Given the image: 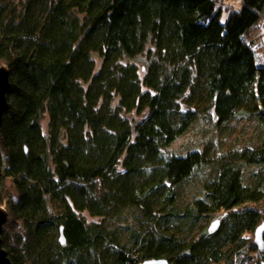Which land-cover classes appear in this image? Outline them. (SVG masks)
I'll return each mask as SVG.
<instances>
[{
	"label": "trees",
	"instance_id": "1",
	"mask_svg": "<svg viewBox=\"0 0 264 264\" xmlns=\"http://www.w3.org/2000/svg\"><path fill=\"white\" fill-rule=\"evenodd\" d=\"M223 12L219 0H0V205L13 264H239L257 251L264 0ZM212 118L230 133L246 118L260 133L241 147L174 148ZM196 174L185 201L179 189ZM211 216L222 220L212 234ZM122 218L123 232L109 226Z\"/></svg>",
	"mask_w": 264,
	"mask_h": 264
},
{
	"label": "rangeland",
	"instance_id": "2",
	"mask_svg": "<svg viewBox=\"0 0 264 264\" xmlns=\"http://www.w3.org/2000/svg\"><path fill=\"white\" fill-rule=\"evenodd\" d=\"M241 1L242 0H219V5L224 10L223 17H222L223 21L229 16L231 11H234L240 8ZM263 32H264V23H263ZM259 53H261V51ZM262 62H263V57L260 55V57H258L257 59V63L260 64ZM44 122L47 123V119H45ZM250 123H251V120H247L246 118H243V120L239 121L238 127L237 125L234 127V128L237 127V129L234 130V132L232 131L230 133L228 131V128H224V127L222 128L220 126L217 127L214 118H212V121L211 120L205 121L204 119H200L197 122H195L194 126L189 131H187L184 135L179 137L174 142L173 146L174 148H178L182 150L186 148H196L197 149L198 147H201L206 142L207 144H210L212 146L213 150L214 148L215 150L217 149L220 150L221 148L225 149L230 146L231 147H241L246 143V142L244 143L243 138H245L249 132L251 133L252 131V134L254 133V135L260 133V129L257 128V124L255 122H252V124ZM236 136H239V139L236 138ZM205 173L208 174L207 172ZM206 177H210V175ZM190 179L191 180L184 183L179 189L181 190L180 194L182 196V199H184L185 201L188 200V198L195 195L194 188L197 187V185L199 186L200 182L202 181V178L198 174L190 177ZM6 187H8L9 192L12 193L13 196L15 197L18 196L17 188L14 185L12 179L8 180ZM128 216L130 217L129 222L131 221V218H133V216L136 218V216L133 213L128 214ZM114 220L115 219H111L109 221L108 223L109 226L111 227L112 225H119L121 226L120 228V230H122L121 232H123V229L125 227L123 226V224L127 222L128 220L124 218L116 219L117 223ZM211 220H213V216L208 218L207 225H209ZM244 254L245 255L240 256V258L238 257L237 262L239 264H250V262L253 261L251 259L253 255L255 254H252L251 252L249 254L247 251L244 252Z\"/></svg>",
	"mask_w": 264,
	"mask_h": 264
},
{
	"label": "water",
	"instance_id": "3",
	"mask_svg": "<svg viewBox=\"0 0 264 264\" xmlns=\"http://www.w3.org/2000/svg\"><path fill=\"white\" fill-rule=\"evenodd\" d=\"M10 89V75L9 69L6 65L0 67V127L3 123V116L8 110L9 98L7 97L8 91ZM9 213L7 209L0 205V264H13L9 254L3 247L2 243V230L4 225L8 222ZM220 220L215 219L211 221L210 226L208 227V232L213 233L217 231L220 227ZM62 244H66V240L63 236L60 237ZM254 243L259 247V251H264V221L261 222L255 229ZM138 264H173L165 258H152L146 259V261Z\"/></svg>",
	"mask_w": 264,
	"mask_h": 264
},
{
	"label": "flooded vegetation",
	"instance_id": "4",
	"mask_svg": "<svg viewBox=\"0 0 264 264\" xmlns=\"http://www.w3.org/2000/svg\"><path fill=\"white\" fill-rule=\"evenodd\" d=\"M215 219H219L220 220V222H221V224H220V226L222 225V220H221V218L220 217H213V220H215ZM213 220H211V221H213ZM210 224H211V222L209 223V225L207 226V231H208V227L210 226ZM220 228V227H219ZM255 231V230H254ZM254 236H255V233H254ZM254 236H253V238H254ZM255 245H256V247H257V251L256 252H253L252 254H255V255H253V257H252V259L251 260H253L252 262H250V264L252 263V264H258V260L260 259V262H261V264H264V251H259V247H258V245L255 243ZM258 252L259 253H262V255H259L258 254Z\"/></svg>",
	"mask_w": 264,
	"mask_h": 264
}]
</instances>
